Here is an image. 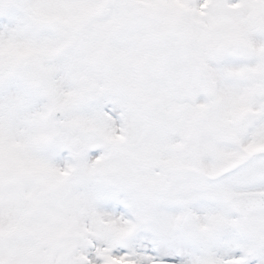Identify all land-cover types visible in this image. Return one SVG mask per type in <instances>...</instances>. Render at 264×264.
I'll return each instance as SVG.
<instances>
[{
  "label": "snow or ice",
  "instance_id": "snow-or-ice-1",
  "mask_svg": "<svg viewBox=\"0 0 264 264\" xmlns=\"http://www.w3.org/2000/svg\"><path fill=\"white\" fill-rule=\"evenodd\" d=\"M0 264H264V0H0Z\"/></svg>",
  "mask_w": 264,
  "mask_h": 264
}]
</instances>
